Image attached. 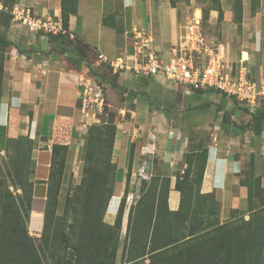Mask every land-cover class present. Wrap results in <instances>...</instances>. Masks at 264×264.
I'll return each instance as SVG.
<instances>
[{"label":"crops","instance_id":"obj_1","mask_svg":"<svg viewBox=\"0 0 264 264\" xmlns=\"http://www.w3.org/2000/svg\"><path fill=\"white\" fill-rule=\"evenodd\" d=\"M220 2L224 18L219 24L218 13L211 11L207 29L214 33L217 31V34L205 36L207 41L210 36L211 43H213L212 38H216L213 46L219 50L228 72L237 76H246L258 84L262 83L264 81V0H243V19L240 27L234 22L233 0H220ZM20 4L30 8L38 16L60 20L61 0H31L30 5H25L24 0H20ZM253 6L256 8L254 13ZM202 14V10L195 9L193 16L189 17L200 19L202 22ZM180 19L178 8L173 7L170 0H77L76 13L69 18V32L71 38H78L97 54L102 53L113 58L130 53L135 33L145 31L151 36L157 51L170 54L173 45L179 42L180 35L182 36L185 31L186 24ZM46 38L42 35L39 37L40 43L47 45L43 48L42 54L17 49L8 52L0 105V127L5 130V135L10 139L29 137L33 142L34 185L29 227L31 233H39L44 227L53 146L61 144L69 146L67 164L73 163L78 175L83 164L82 151L85 137L91 126V119H87L80 108L79 79L83 74L88 73L87 63L82 62L80 67L77 66L76 61L70 59L71 57L79 60L77 54L72 55L67 47L61 52L63 46L57 48ZM89 57L90 54L87 55V58ZM150 81L157 86L156 91L165 90L167 86L169 90L173 88L171 81L164 76H158ZM175 87L177 90L174 89ZM174 88L177 104L168 101L170 108L168 113L162 111L163 107L158 105L159 108L152 110L153 104L146 102L144 97L139 98L140 102L137 101L138 97L134 100L128 98L119 107L120 114H126L127 119L116 123L117 134L112 155V162L116 165L113 177L114 195L108 210L111 219L117 214L118 203L124 196L126 189L124 175L132 162L133 172L142 175V180H148L147 174L152 179L154 170L161 172V175H155L161 180L168 178L171 181L169 209L171 211L179 209L181 195L175 190V185L178 174L182 175L188 166L187 136L192 130L200 127L205 129L201 143L203 148L208 150L201 193L216 195L221 203L223 222L230 218L233 210L247 208L248 188L240 184L241 179L245 178V172L249 170L244 167L246 151L243 140L248 139V147L252 148V152L264 156V120L257 127L260 131L259 135L250 132L248 136L244 133L245 130L238 127H230L229 133L221 126L223 116L214 119L208 115L190 113L181 115L178 111L175 112L179 95L190 97L188 101L190 107L199 104H196V100L193 101V97H198L194 92L178 91L179 88L186 89L179 85H175ZM145 89L142 87L141 92L150 91L149 88L147 91ZM221 98L222 104H218V108L222 106V112H229L232 121L242 126L245 118L241 117L240 106L224 96ZM129 102L130 105L133 102L132 109L127 106ZM259 109L264 114V106ZM254 113L248 112L250 118ZM170 122L172 127L169 130ZM138 123L146 124V127L141 128ZM142 131L147 133L148 139L156 136L157 141L148 140L147 146H141L140 154L137 150L130 151L127 144L126 148L124 147V140H128L131 136H143ZM169 141L173 144H169ZM198 148L200 147H195L196 151L191 153L196 155L200 153ZM154 156L153 160L151 157ZM155 159L162 161L159 162V167ZM151 160L154 161V170ZM261 167L260 174L264 183V164ZM118 184L121 186L119 192Z\"/></svg>","mask_w":264,"mask_h":264},{"label":"trees","instance_id":"obj_2","mask_svg":"<svg viewBox=\"0 0 264 264\" xmlns=\"http://www.w3.org/2000/svg\"><path fill=\"white\" fill-rule=\"evenodd\" d=\"M214 1L213 7L202 10L201 25L206 37L205 29L211 11L218 13L219 24L224 18L220 0ZM170 2L173 7H176L175 0H170ZM242 2L243 0H233L234 22L239 27L243 19ZM3 3L12 9L14 5L20 3V0H3ZM61 9L60 20L65 32L56 35L37 33L39 37L41 35L47 37L50 43L64 42V39L70 36L69 18L70 15L76 13L77 0H68V2L61 0ZM255 10L253 6L252 12L254 13ZM0 14L9 15L10 18V23L0 19V47L7 50L15 46L8 38V29L13 25L12 15L7 12ZM77 41L82 43L78 38ZM85 47L86 52L78 49L69 50L72 55L77 54L79 60L71 57L70 59L76 61L79 67L82 62H86L88 75L94 78L101 88L103 82H108L113 84L114 89H118L115 81L124 76L112 74L109 64L106 63L100 67L103 69L102 72L95 70L92 63L94 64L96 60L94 61L93 57H98V54L89 46L85 45ZM65 48L63 47L61 52H64ZM158 53L162 52L158 51ZM88 54H90L89 58H87ZM164 55L169 56L165 53ZM7 57L8 53L5 62ZM4 67L5 63L3 66L2 62L0 66V105L3 95ZM148 78L155 79L156 77ZM213 91L215 90L206 89L193 92L199 97ZM122 95L123 92H120L121 102L128 100ZM129 96L131 100L136 97L133 93ZM231 100L239 105L236 100ZM130 107L131 109L134 107L133 102ZM246 109L248 113L250 110ZM262 120H264V114L258 109L251 115L246 126H239L232 121L229 112L225 111L221 126L229 133L231 132L230 127H238L241 130L249 128L252 133L259 135L260 131L257 127L261 125ZM93 125L88 128L84 141L82 180L75 186L73 194L68 195L65 202V215L67 218L69 214L74 215L75 219L61 233L56 249L51 235L53 220L59 206L69 146L63 144L53 146L43 234L40 238H34L30 236L27 228L33 200V142L29 137L9 140L10 147L14 150L10 158L13 169L10 177L13 178L11 184L15 192H11L9 188L7 191L3 190V181L0 179V264H46L51 258L54 259V264L116 263L127 196L126 189L114 225L108 226L104 222V217L114 195L113 177L116 165L112 162V155L117 125L114 120L101 126ZM0 135L4 139H9L1 127ZM27 147L28 154H26ZM195 147H200L198 148L200 153L197 155L191 153L196 151ZM195 147L189 149L186 158L187 169L181 176L178 175L176 180L175 190L181 195L178 210L171 211L168 206L171 181L168 178L161 180L157 176L150 180L147 189L142 191L138 201L130 208L127 220L128 255L131 257L128 260L129 263L264 264V199L262 198V206L257 207L256 210L252 200L254 186H259V194L264 193L262 175L250 180V175L254 171L253 164H251L249 170L245 172V178L240 182L242 186L248 188L247 209L251 212L255 210L253 219L249 221L239 219L237 213L240 210L235 209L230 218L223 222L221 221V203L216 195L201 193L208 150L203 148L201 142ZM127 177L130 178V172ZM129 183L126 184V188ZM111 246H113L112 249Z\"/></svg>","mask_w":264,"mask_h":264},{"label":"rangeland","instance_id":"obj_3","mask_svg":"<svg viewBox=\"0 0 264 264\" xmlns=\"http://www.w3.org/2000/svg\"><path fill=\"white\" fill-rule=\"evenodd\" d=\"M68 2V0H66ZM176 1V7L179 10V19L181 22H184L186 25L188 22H190L193 18L189 17V16H193V11L195 9H199V10H203V9H209L211 7H213V3L215 2L214 0H175ZM25 5H30L31 0H24ZM199 18V17H198ZM0 19L4 20L6 23H10V18L9 15L6 14H0ZM20 28V27H18ZM16 28V26H10L8 29V38L14 43L15 46L10 47L9 49H3L2 47H0V66L3 62V66L5 63V57L7 55V53L12 49V50H20V51H24V52H32L35 54H42L43 53V48H46L47 45L46 44H42L39 41V36H33L36 35L37 33H34L32 31H30L27 27H22L20 29ZM206 34L208 35H215L217 34L214 33V31H209L207 28L205 29ZM46 34V33H45ZM149 35V34H148ZM44 37V36H43ZM181 37V35H180ZM211 37V36H210ZM208 38V43L212 44L211 46H213V43L215 42L216 38H212L213 39V43H211V38ZM47 40V38H46ZM38 41V42H37ZM34 43V44H33ZM153 44V43H152ZM54 46H56L57 48H61L63 47H67L68 50H75L78 49L82 52H86L87 48L85 47V45H83L82 43H80L79 41H77V38H71L69 35L64 39V42L62 41H57L55 43H53ZM92 56L94 55V53H90ZM97 56H94V61L97 59ZM117 56H113V58H116ZM204 58L198 59V63L199 65H202V63L204 62ZM101 67V66H100ZM100 67H93L95 70L102 72L103 69H101ZM100 68V69H99ZM1 73V72H0ZM4 74H2V84H3V76ZM126 78H130L132 80L126 79ZM1 79V76H0ZM160 79L162 80V78L160 77ZM151 79L150 78H144V77H136V78H132V75H129L128 77L125 78H117L116 79V85L118 86V89H114L113 88V84H110L108 82H103L102 83V91L104 94V98H105V102H106V106L105 109L103 111L102 114H100L98 116V120L99 122L95 125H104L106 124L108 121H115L116 123L123 121L127 119L126 114H120V110L119 107L122 103L120 99V92H123V98L125 99L126 97L129 98V94L133 93L134 95H136L137 101L140 102L141 97L145 98L146 102H151L152 105V110L156 109L158 106L159 107H163L161 108L162 111L164 110L165 112L170 111V108L168 106V101H173L174 103L176 102V95L173 93V88L175 85H177L175 82H171L170 84L173 86L172 90L168 89V86L165 87L166 89H160V90H155V88L157 87L154 84H151ZM133 86H132V85ZM136 86H138L136 88ZM142 87L146 88L145 90L147 91V88H149L145 93H142ZM132 88V89H131ZM163 88V87H161ZM175 90H177V87L174 88ZM181 92L187 91V89L183 90L181 88H179ZM3 90V88H2ZM155 90V91H154ZM190 93V91H188ZM221 94H218L216 91L213 92H209L207 93L205 96H199L197 98L193 97V101L196 100V104H199L195 107H190L188 106L191 105L188 101L190 99L189 96H182L179 95L178 96V106L177 108L174 110L175 112L178 111L179 114L181 115H186L187 113L190 114H202L204 116H210V117H214V119H219L223 116V113L221 109V107L219 106L218 108V104L221 105L222 104V98H221ZM228 99V98H227ZM159 102H158V101ZM231 100V99H229ZM231 102H233L231 100ZM194 103V102H193ZM177 104V102H176ZM158 105V106H157ZM235 105V104H234ZM240 111L242 112L241 117L245 118L243 120V126H246L247 123L250 120V116L249 114L246 112L247 111V107L243 106L242 104H240ZM127 106H130V102L127 104ZM230 105H228L229 107ZM233 106V105H232ZM122 107V106H121ZM158 107V108H159ZM231 107V106H230ZM230 109H233V107H231ZM166 113V114H167ZM251 113V112H250ZM178 114V113H177ZM143 115V114H142ZM145 117V116H144ZM144 117H142V120L144 119ZM146 117H148V115L146 114ZM139 119V117H138ZM141 119H139L140 121ZM150 120H148L149 122ZM142 124V123H141ZM138 123V126H141V128H145L146 124H142ZM175 125V123H174ZM92 126V125H91ZM94 126V125H93ZM172 127V123H169V130ZM205 131V129H203V127H200L198 129L192 130L189 134H188V146L189 149H193V147L197 146L201 140H202V133ZM143 136H131L128 140H124V147L126 148V144L129 148L130 151L134 152V151H139L138 154H140L141 151V146H147L148 145V140H153L154 142L157 141L156 136H152L150 139H148V135L145 131ZM252 132L251 129L246 128L244 133H247L249 136V133ZM186 137V138H187ZM8 138V137H7ZM185 138V139H186ZM10 138L9 139H4L1 135H0V179H2L3 181V190L7 191L8 188L10 189L11 192H15L14 188L12 187V180L13 178L10 177V173L13 174V169H12V163H11V155L13 153V149L10 147ZM133 140V141H131ZM248 139L244 138L243 140V144H244V148L246 151V154L244 155V167L246 169H249L251 164H253V168L254 171L252 172L251 179L250 180H254L256 179L260 174V171L262 169V164H264V156L261 154H257L254 153V151L252 152V148L250 149L249 146V142ZM173 143H175V141L173 140ZM172 142L169 141V144H173ZM262 145V143H261ZM123 147V148H124ZM163 147V146H161ZM146 151V150H144ZM142 152V151H141ZM29 153L28 147L26 148V154ZM142 154V153H141ZM253 155V158H252ZM69 158V155H68ZM153 160L155 158L151 157ZM134 159V156H133ZM152 161V167L153 170L155 168V165L153 166L154 161ZM158 161V167L160 165V163L162 162L159 159H155ZM68 162V159H67ZM160 162V163H159ZM67 164L65 166V171H64V181H63V186L60 192V197H59V206H58V210H57V214L56 217L53 220V229H52V235H51V239L54 240L55 243V249L57 248V240H59L61 233L67 229V227H69L72 222L74 221L75 217L74 215L69 214L68 218L65 215V209H66V198L68 197V195H72L73 194V190L75 188L76 185H78L83 177V171L82 168L84 166V163L81 165L80 171L78 173V175H76L77 170H75L74 164L70 163ZM129 165V163H128ZM130 168V169H129ZM133 162L130 163V165L127 167V172L124 175L125 176V181L126 184L128 182L129 186L126 188V200H125V209H124V216H123V222H122V229L120 231V240L118 243V247H117V256H116V263L115 264H131L129 263V258H131L128 255V249H129V239H127V220H128V215H129V210L132 206L135 205V203L138 201V199L140 198L142 191L144 189H147V186L150 182V175L147 174L146 177L148 178V180H142V175H136L133 172ZM150 168V167H149ZM74 170V171H73ZM128 172H130V178L128 179L127 174ZM142 174V173H141ZM152 174L154 175L153 177H156L155 175H161V172L159 173L158 171L155 172V170L152 172ZM179 175V174H178ZM77 176V177H76ZM181 176V175H179ZM15 177V176H14ZM152 177V178H153ZM178 177V176H177ZM252 182V181H251ZM134 185H133V184ZM254 193H253V197L252 200L254 202L255 205V210L258 207L262 206V198L264 199V193L259 194V186H254ZM121 189V186L118 184L117 185V191L119 192V190ZM20 192V191H19ZM122 201V199H121ZM118 205H121V202L119 201ZM119 206L117 208V212L119 209ZM248 207V205H247ZM109 206L108 209L106 211L105 217H104V222L108 225V226H113L116 220V216L115 215L114 218H110L109 216ZM255 210L254 211H249L247 208L245 210H240L237 213V216L239 219L244 220V221H249L251 219H253V217L255 216ZM116 212V213H117ZM67 218V219H66ZM30 219H31V212H30V218L27 224V228H28V232L30 234V236L34 237V238H40L43 234V229L39 232V233H31V229L30 227ZM54 238V239H53ZM113 248V246H111V249ZM110 249V251H111ZM46 264H54V259L51 258L48 260V262Z\"/></svg>","mask_w":264,"mask_h":264},{"label":"built area","instance_id":"obj_4","mask_svg":"<svg viewBox=\"0 0 264 264\" xmlns=\"http://www.w3.org/2000/svg\"><path fill=\"white\" fill-rule=\"evenodd\" d=\"M12 15L13 26L27 27L34 33H64L61 20L38 16L30 8L14 5L9 9L0 0V13ZM153 40L145 31L135 33L132 51L125 56L111 58L99 53L93 66L109 64L112 74L124 77H158L164 76L168 81L185 87L188 91L214 89L228 99H233L256 112L264 103V81L258 84L243 75L228 72L220 52L212 47L203 33L200 19L187 23L179 42L174 45L168 57L153 46ZM204 58L202 65L198 59ZM81 89L80 108L91 125L99 122L106 102L102 88L94 78L83 74L79 79Z\"/></svg>","mask_w":264,"mask_h":264}]
</instances>
